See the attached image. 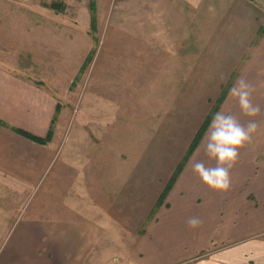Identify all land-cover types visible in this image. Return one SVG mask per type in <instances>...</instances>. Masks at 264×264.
Listing matches in <instances>:
<instances>
[{
	"label": "rangeland",
	"instance_id": "374dc122",
	"mask_svg": "<svg viewBox=\"0 0 264 264\" xmlns=\"http://www.w3.org/2000/svg\"><path fill=\"white\" fill-rule=\"evenodd\" d=\"M94 1L95 12L92 0H0V61L41 82L61 106L53 146L40 147L39 176L23 177L32 181L33 192H0V208L12 216L62 219L86 215V208L101 203L105 213L120 214L123 225L131 216L138 233V216L151 207L148 188L156 187L150 175L159 174L158 184L174 176L250 57L252 49L245 45L237 74L219 86L220 95L207 99L210 111L197 108L234 67L242 44L239 37L234 46L231 32L220 30L256 33L264 0H199L198 7L189 0ZM53 2L64 7L56 9ZM205 38L212 43L216 38L221 46L198 50ZM205 53L202 70H193L190 58ZM102 179L122 188L111 193ZM115 203L124 205L119 210ZM6 221L0 217V232L11 227Z\"/></svg>",
	"mask_w": 264,
	"mask_h": 264
},
{
	"label": "crops",
	"instance_id": "0c3cea01",
	"mask_svg": "<svg viewBox=\"0 0 264 264\" xmlns=\"http://www.w3.org/2000/svg\"><path fill=\"white\" fill-rule=\"evenodd\" d=\"M260 20L264 26V19ZM260 27L252 35L236 34L228 28L220 30L231 32L234 46L238 45L239 37L242 44L235 52L234 67L222 76L217 89L209 96L206 93L197 104V108L202 105L205 111H210L207 99L220 95L219 86L228 81L231 74H237L238 66L242 65L237 64L243 56V47L252 49L230 88L240 77L256 86L253 102L260 105L261 112L254 119L260 128L252 143L240 149L239 159L230 171L231 187L227 192L210 190L192 171L191 164L195 160L210 163L203 154L204 136L164 199L162 196L172 178L158 184L159 174L150 175L155 179L156 187L148 188L150 197L153 195L151 203H154L139 214L142 225L138 233L134 231L135 225L133 228L130 225L131 216L126 217L128 222L123 225L121 215L105 213L101 203H95L100 208L98 211L91 205L95 210L86 208L89 211L86 215L62 219L20 213L12 216L0 208L2 221L14 218L4 223L11 227L0 232V264H264V33L260 34ZM200 45L209 49L207 53L212 47L221 46L216 38L213 43L205 38L198 50ZM207 53L190 58V64H196L193 70H202L200 64L206 61ZM17 72L0 61V119L6 123L0 124V192L4 193L33 192L29 188L32 181L24 178L37 174L40 147L50 148L55 140L53 136L48 143H39L17 130L46 137L56 110L55 95L49 89ZM189 79L195 80L191 76ZM179 87L182 89V85ZM219 111L230 112L238 116L241 123H247L248 118L240 115L229 92ZM53 161L54 154L50 157V162ZM18 178H23L20 184ZM101 181L104 185L109 183L113 188H110L111 193L122 188L117 181ZM131 182L128 181L125 188L130 187ZM123 205L115 203V208L120 210ZM192 216L202 220L196 229L186 224Z\"/></svg>",
	"mask_w": 264,
	"mask_h": 264
},
{
	"label": "clouds",
	"instance_id": "9594fccd",
	"mask_svg": "<svg viewBox=\"0 0 264 264\" xmlns=\"http://www.w3.org/2000/svg\"><path fill=\"white\" fill-rule=\"evenodd\" d=\"M193 7H198L199 0H189ZM213 6L209 5V11ZM256 86L240 77L229 89V96L236 101L240 115L247 117V123H241L238 116L219 111L214 116L205 134L202 145L203 154L210 162L195 160L191 167L201 182L215 192H227L231 187L230 171L236 165L240 149L252 143L260 124L254 119L261 112L259 104L253 102ZM190 229L202 224L199 217L192 216L186 221Z\"/></svg>",
	"mask_w": 264,
	"mask_h": 264
},
{
	"label": "trees",
	"instance_id": "16d2710c",
	"mask_svg": "<svg viewBox=\"0 0 264 264\" xmlns=\"http://www.w3.org/2000/svg\"><path fill=\"white\" fill-rule=\"evenodd\" d=\"M52 6H54L56 9H62L64 7V3L63 2H59V3H56V2H53ZM91 10L92 11H96V5H95V1L92 0L91 2ZM94 16H92V20L94 22H96V17H95V14H93ZM260 34H263L264 33V26L262 25L260 27V30H259ZM231 86V85H230ZM230 86H228V88H226L225 90L226 91H223L221 96L219 97V99L217 100V103L215 104V106L213 107V109L211 110V112L209 113V115L207 116V118L205 119V122L202 126V128L199 130L198 134L195 136V138L193 139L189 149H188V152L183 160V162L181 163V165L179 166L178 170L176 171V173L174 174V176L172 177V179L170 180L168 186L166 187L165 191H164V194L162 196V199H164L166 197V195L168 194L169 190L171 189V187L173 186L174 182L176 181L177 177L179 176V174L181 173V171L184 169L187 161L189 160V158L192 156V154L194 153V151L197 149V147L199 146V144L201 143L206 131L208 130L209 128V125L213 119V116L218 112L221 104L223 103V101L225 100L228 92H229V89H230ZM61 111V106L60 104H56V110H55V114H54V117H53V121H52V125H51V128L49 130V133L46 137H40V136H37V135H34V134H31L25 130H22V129H17L20 133L24 134L25 136L35 140L36 142H39V143H48L49 141L52 140L53 138V135H54V125H55V122L57 120V115L60 113ZM0 124H6L4 121H2L0 119Z\"/></svg>",
	"mask_w": 264,
	"mask_h": 264
}]
</instances>
